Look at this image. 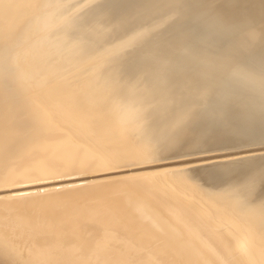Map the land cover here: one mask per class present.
<instances>
[{"label": "bare ground", "instance_id": "6f19581e", "mask_svg": "<svg viewBox=\"0 0 264 264\" xmlns=\"http://www.w3.org/2000/svg\"><path fill=\"white\" fill-rule=\"evenodd\" d=\"M262 143L264 0H0V264H264Z\"/></svg>", "mask_w": 264, "mask_h": 264}, {"label": "rangeland", "instance_id": "374dc122", "mask_svg": "<svg viewBox=\"0 0 264 264\" xmlns=\"http://www.w3.org/2000/svg\"><path fill=\"white\" fill-rule=\"evenodd\" d=\"M254 131H255V130H254ZM252 133H253V132H252ZM259 145L262 146V145H264V143H262V144H258V145L255 144V145L249 146V148H250V147H251V148H252V147H258ZM246 148H248V147H246ZM239 149H241V148H239ZM206 153H207V152H206ZM194 155H196V156H194ZM199 155H200V156L202 155V157H203V156L205 157L206 154H205V152H204V155H203V153H196V154H190L191 157H190L189 155L184 156V157H186V160H188V159H193V157H194V158H195V157H196V158H197V157H200ZM206 156H207V155H206ZM184 157H183V158H184ZM187 157H188V158H187ZM184 159H185V158H184ZM199 162H206V161H205V160H202V161H199ZM193 164H194V163H193Z\"/></svg>", "mask_w": 264, "mask_h": 264}]
</instances>
